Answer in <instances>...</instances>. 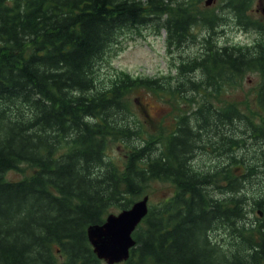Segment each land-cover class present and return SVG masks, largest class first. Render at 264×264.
Instances as JSON below:
<instances>
[{
	"label": "trees",
	"instance_id": "16d2710c",
	"mask_svg": "<svg viewBox=\"0 0 264 264\" xmlns=\"http://www.w3.org/2000/svg\"><path fill=\"white\" fill-rule=\"evenodd\" d=\"M221 1L0 0V264H106L88 227L131 207L154 181L173 192L149 208L130 257L117 264H264V218L246 220L250 206L264 213V180L254 198L245 190L264 173V23L255 0ZM227 17L258 39L220 46ZM150 26L165 31L169 49L204 32L203 52L178 70L184 75L189 64L200 77L175 84L190 88L183 102L191 109L170 130H145L131 102L134 91L163 84L123 74L102 88L95 77L127 31ZM248 72L261 78L253 107L221 103ZM171 86L173 106L180 92ZM111 140L127 148L122 166L107 152ZM199 150L224 151L227 160L199 169ZM22 164L30 176L6 179ZM219 223L236 231L242 250L226 252L213 240Z\"/></svg>",
	"mask_w": 264,
	"mask_h": 264
},
{
	"label": "rangeland",
	"instance_id": "374dc122",
	"mask_svg": "<svg viewBox=\"0 0 264 264\" xmlns=\"http://www.w3.org/2000/svg\"><path fill=\"white\" fill-rule=\"evenodd\" d=\"M221 3V0H212L209 4H206V0H203L205 7H218ZM253 12L255 13V17L264 23V0H255ZM156 30V28L154 29L153 26H150L136 31H127L120 38L119 42L113 45L104 58L98 62L95 70L97 83L102 88L111 86L123 74H129L132 77L149 78L157 81L159 85L163 84L165 86L163 90L151 91L139 89L132 93V107L138 120L143 123L145 130L149 129L154 131L158 127H161L162 124H164V128L168 127V130H170L175 116L185 112V110L188 111L191 109V106H186L183 102L184 94L190 91V88L186 87V85L177 88L175 84H177L180 78H184V75H186V78L189 77V79L200 77L201 72L195 70L189 64H185L183 67L184 75H181L178 70L183 62H187L203 52L202 41L204 37V32L199 30L197 32V38L194 40L195 42L190 40L188 44L177 47V49H169L166 44L165 31L162 30L158 33ZM219 31V35H216V40L220 46L224 44L234 47L250 46L259 37L258 32L243 29L233 17H227V21H224V25ZM260 79L258 73L248 72L241 78L238 86L234 88L230 95L226 97L224 95L220 96L221 103H225V99H230L231 101H243L244 104L247 103L253 107V99ZM166 86H171V89L180 92V94L176 93L178 95V102L176 101L173 106L167 103V97H169L168 90L170 89H166ZM172 99L175 100L174 97ZM179 102L181 112L176 110ZM254 144L252 141H248L247 143L250 148ZM107 152L119 166H122L125 155L127 154V148H124L123 143L113 142L111 140ZM236 154L238 153H235L234 158L237 157ZM193 160L199 169H205L221 166L227 160V155L224 151L209 154L204 150H199L196 152ZM32 172L33 169L30 165L22 164L18 169L9 170L5 174V177L8 180H20L30 176ZM263 175L264 173H262V176L258 173L257 176L259 177L254 178L255 181L250 182L246 186L245 190L248 192L246 194L247 198L252 199L257 195L259 191L257 185L264 180L262 179L264 178ZM172 192V186L169 183L160 181L151 182L145 190V194L149 196L150 207L152 205L162 204L169 198ZM219 193L215 191L216 195L222 197ZM259 210V208L250 206L246 213V220L259 222V219L264 218V213H259ZM120 211L114 209L112 213L117 214ZM236 234V231L227 229L223 223L217 224L214 231H212L213 240L216 243H220L223 247L222 250L224 249L226 252L234 249H243L242 245H236L238 244L235 240Z\"/></svg>",
	"mask_w": 264,
	"mask_h": 264
},
{
	"label": "water",
	"instance_id": "95a60500",
	"mask_svg": "<svg viewBox=\"0 0 264 264\" xmlns=\"http://www.w3.org/2000/svg\"><path fill=\"white\" fill-rule=\"evenodd\" d=\"M148 212L149 196L145 195L130 208L109 214L103 223L90 225L88 238L98 258L107 264L126 261L136 245L133 233Z\"/></svg>",
	"mask_w": 264,
	"mask_h": 264
}]
</instances>
